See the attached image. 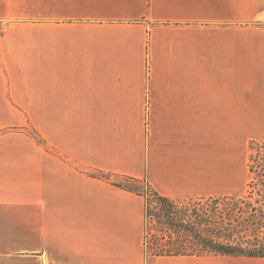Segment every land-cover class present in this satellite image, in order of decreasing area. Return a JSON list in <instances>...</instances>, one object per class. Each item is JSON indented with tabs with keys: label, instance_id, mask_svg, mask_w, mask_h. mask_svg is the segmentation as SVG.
I'll return each instance as SVG.
<instances>
[{
	"label": "crops",
	"instance_id": "0c3cea01",
	"mask_svg": "<svg viewBox=\"0 0 264 264\" xmlns=\"http://www.w3.org/2000/svg\"><path fill=\"white\" fill-rule=\"evenodd\" d=\"M264 141V0H0V264L155 256L143 195L240 196Z\"/></svg>",
	"mask_w": 264,
	"mask_h": 264
},
{
	"label": "trees",
	"instance_id": "16d2710c",
	"mask_svg": "<svg viewBox=\"0 0 264 264\" xmlns=\"http://www.w3.org/2000/svg\"><path fill=\"white\" fill-rule=\"evenodd\" d=\"M251 142L250 144H256ZM118 186L136 194L146 195L144 199V250L147 257L155 256H246L264 257V194L259 208V217L243 216V210L252 208L248 202L250 193L241 196L196 197L178 201L159 194L144 180L125 177ZM135 183V186L129 185ZM143 184L144 189L138 190ZM137 186V187H136ZM235 199H243V208L233 214ZM241 209V210H240ZM241 217V218H240ZM251 220V221H249ZM249 221L255 226L249 236L243 223Z\"/></svg>",
	"mask_w": 264,
	"mask_h": 264
},
{
	"label": "rangeland",
	"instance_id": "374dc122",
	"mask_svg": "<svg viewBox=\"0 0 264 264\" xmlns=\"http://www.w3.org/2000/svg\"><path fill=\"white\" fill-rule=\"evenodd\" d=\"M251 142H257L256 144H250ZM248 145V149H249V155H248V169L250 172L249 175V180H248V188L246 190V192L243 195H240L241 198H244L248 195V193H250L249 199H247L248 202H251L252 204V208H248L243 210V216H248L249 218H251V215L259 217V208L261 207L260 201L262 195L264 194V141H251ZM117 182H122L124 183V181L121 178L116 177L114 179ZM129 185L131 186H135V183H130ZM138 186V190L142 192V190L144 189V185L140 184L137 185ZM136 186V187H137ZM143 197L145 199L146 195L144 194V192H142ZM178 201H182L183 199H185L186 201H189V198H176ZM238 200L237 201V205L236 206H231L233 207V214L238 215L239 213L237 212V210H239L238 208L242 207L243 208V203H241L243 201V199H235ZM258 200V201H257ZM241 210V209H240ZM241 218V217H240ZM251 221V220H249ZM249 221H246L243 223V227L242 229H244V227L246 228L244 230H242V232H245V235L249 236L251 234V230H253L252 228L255 226L254 224H250Z\"/></svg>",
	"mask_w": 264,
	"mask_h": 264
}]
</instances>
